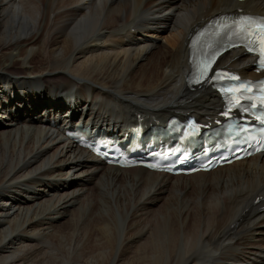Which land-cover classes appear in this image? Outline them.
Masks as SVG:
<instances>
[{"label": "bare ground", "instance_id": "1", "mask_svg": "<svg viewBox=\"0 0 264 264\" xmlns=\"http://www.w3.org/2000/svg\"><path fill=\"white\" fill-rule=\"evenodd\" d=\"M238 9L264 0H0V264H264V154L173 177L62 133L215 118L216 94L186 87L189 39ZM219 63L252 76L240 51Z\"/></svg>", "mask_w": 264, "mask_h": 264}, {"label": "rangeland", "instance_id": "2", "mask_svg": "<svg viewBox=\"0 0 264 264\" xmlns=\"http://www.w3.org/2000/svg\"><path fill=\"white\" fill-rule=\"evenodd\" d=\"M139 21H140V19H138L137 18V20H136V22L137 23H139ZM81 179H79V182H81L80 181ZM76 212H77V214H80V216H82V217H88L89 215H90V212H91V214H95V213H97V209L95 210V209H90V210H88V211H80L79 209H76L75 210ZM74 211V212H75ZM96 211V212H95ZM79 212V213H78ZM82 213V214H81ZM89 214V215H88ZM84 215V216H83ZM260 235H257V236H255V238H258Z\"/></svg>", "mask_w": 264, "mask_h": 264}, {"label": "snow or ice", "instance_id": "3", "mask_svg": "<svg viewBox=\"0 0 264 264\" xmlns=\"http://www.w3.org/2000/svg\"><path fill=\"white\" fill-rule=\"evenodd\" d=\"M262 44H264V41H262ZM210 64H211V62H209V64L208 65H206L205 67H204V69L202 70V72H201V75H203L204 74V72H206L207 70H208V67L210 66ZM237 103H239V101L237 100L236 101Z\"/></svg>", "mask_w": 264, "mask_h": 264}]
</instances>
